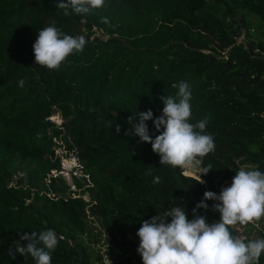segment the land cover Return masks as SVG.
I'll return each mask as SVG.
<instances>
[{
    "label": "trees",
    "instance_id": "obj_1",
    "mask_svg": "<svg viewBox=\"0 0 264 264\" xmlns=\"http://www.w3.org/2000/svg\"><path fill=\"white\" fill-rule=\"evenodd\" d=\"M59 2L0 0V264H35L8 252L14 241L27 245L20 235L47 229L64 237L51 264H102L103 254L111 264H143V221L177 205L192 220L204 193L219 195L241 167L264 172V0H105L68 16ZM53 23L87 43L50 70L35 64L33 45ZM241 34L247 49L234 44ZM181 81L192 93L189 122L207 118L216 146L203 158L212 168L203 183L202 173L160 165L127 122L149 109L160 116V97H176L172 85ZM146 123L155 139L160 133ZM56 147L80 163L74 191L52 175L61 169ZM206 203L197 215L218 221L216 202Z\"/></svg>",
    "mask_w": 264,
    "mask_h": 264
},
{
    "label": "clouds",
    "instance_id": "obj_2",
    "mask_svg": "<svg viewBox=\"0 0 264 264\" xmlns=\"http://www.w3.org/2000/svg\"><path fill=\"white\" fill-rule=\"evenodd\" d=\"M104 3L105 0H68L67 3L60 0L56 7L64 10L65 16L70 14V8L77 15H87L91 9L100 8ZM102 23L109 24L108 18H103ZM86 43L83 35H66L53 23L39 30L33 45L35 64L50 70L58 69L74 52H82ZM24 84L25 80L19 81L20 87ZM172 87L178 88V93L176 97H160L164 104L160 116L153 119L154 114L149 109L130 116L127 122L131 124L133 135L141 142L151 144L152 151L160 156V165L201 172L200 183H203L201 177L212 170L210 165L204 166L203 158L215 150L214 137L205 132L207 118L195 124L189 122L192 116L189 84L181 81ZM147 121H153L156 132L160 133L155 139L149 134ZM116 132H120L119 125ZM76 161L80 169L75 166L70 169L71 181L77 174L73 169L82 174L80 163ZM159 182L160 177H155L153 183ZM206 201L216 202L212 208L220 213L218 221L208 223L205 216L197 215L198 209L207 211ZM193 216L194 219L189 220L185 207L177 205L166 211L163 217L157 215L143 221L136 233L140 240L137 251L143 264H259L264 253V238L246 242L233 235L230 229L264 218V172L251 165L241 167L231 185L222 187L219 195L212 191L204 193L193 209ZM168 218H171L170 223ZM63 239V236L58 238L53 229L39 233L31 231L20 235V240L27 241V245L21 246L19 241H14L15 252L9 250L8 254L13 259L15 253L25 257L30 255L35 264H51V253Z\"/></svg>",
    "mask_w": 264,
    "mask_h": 264
},
{
    "label": "rangeland",
    "instance_id": "obj_3",
    "mask_svg": "<svg viewBox=\"0 0 264 264\" xmlns=\"http://www.w3.org/2000/svg\"><path fill=\"white\" fill-rule=\"evenodd\" d=\"M96 34H98V32H96ZM50 119L57 125L59 126L62 123V119L60 117V115L58 113L52 115L50 117ZM58 144V143H57ZM55 153L60 156V160H61V166H60V171H61V176L64 178V180L66 181V184L70 185V189L72 191L75 190L73 183L71 182V177L70 175H72L71 172V168H74V166L77 169H80V167L78 166V163L76 161V157L73 154L70 153H66V151L63 149V147H56L55 149ZM80 172V170H79ZM79 172H75V170L73 169V173H77L76 177H80L83 176L81 173ZM183 173L185 175H199V173L201 172H191V171H186L184 170ZM56 173L55 171L52 172V175L55 176ZM75 175V174H73ZM238 232H239V236L242 238H245L246 234H249L252 238H259L258 233L259 232H263L264 233V218H262L260 221L255 222V223H250L247 224L245 226L242 225H236L234 226Z\"/></svg>",
    "mask_w": 264,
    "mask_h": 264
},
{
    "label": "built area",
    "instance_id": "obj_4",
    "mask_svg": "<svg viewBox=\"0 0 264 264\" xmlns=\"http://www.w3.org/2000/svg\"><path fill=\"white\" fill-rule=\"evenodd\" d=\"M234 44L235 45H242V47L244 49H247V47H248L247 40L245 39L243 34H241L235 38ZM102 264H111V261L109 260V258L105 254H103V256H102Z\"/></svg>",
    "mask_w": 264,
    "mask_h": 264
}]
</instances>
